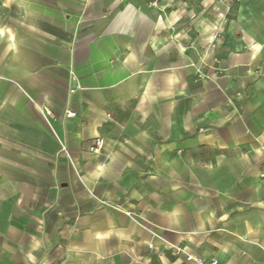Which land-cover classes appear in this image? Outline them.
Masks as SVG:
<instances>
[{"label":"crops","instance_id":"0c3cea01","mask_svg":"<svg viewBox=\"0 0 264 264\" xmlns=\"http://www.w3.org/2000/svg\"><path fill=\"white\" fill-rule=\"evenodd\" d=\"M205 3L0 0V264H264V0Z\"/></svg>","mask_w":264,"mask_h":264},{"label":"rangeland","instance_id":"374dc122","mask_svg":"<svg viewBox=\"0 0 264 264\" xmlns=\"http://www.w3.org/2000/svg\"><path fill=\"white\" fill-rule=\"evenodd\" d=\"M156 2L157 0H153ZM225 3L227 0H223ZM166 7L170 12L181 13L182 20L190 19L192 13H196V10H201L206 7L205 0H164ZM224 3V4H225ZM221 6H218V12H222ZM179 15V14H178ZM173 18V17H172Z\"/></svg>","mask_w":264,"mask_h":264},{"label":"built area","instance_id":"2783aa9c","mask_svg":"<svg viewBox=\"0 0 264 264\" xmlns=\"http://www.w3.org/2000/svg\"><path fill=\"white\" fill-rule=\"evenodd\" d=\"M75 112L68 111V115H74ZM104 139L97 138L95 143L90 147V150L96 154H101L104 147ZM176 254H184L186 258L190 261H194L197 264H217L216 259H212L210 262H204L202 259L194 256L193 254L189 253L186 248L180 246H172Z\"/></svg>","mask_w":264,"mask_h":264}]
</instances>
